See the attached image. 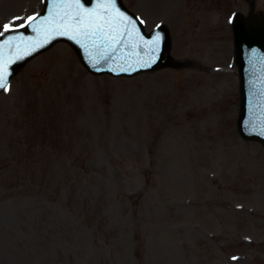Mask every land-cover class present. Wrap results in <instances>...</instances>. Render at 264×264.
I'll list each match as a JSON object with an SVG mask.
<instances>
[{
  "label": "rangeland",
  "instance_id": "obj_1",
  "mask_svg": "<svg viewBox=\"0 0 264 264\" xmlns=\"http://www.w3.org/2000/svg\"><path fill=\"white\" fill-rule=\"evenodd\" d=\"M42 1L0 0V32ZM122 1L166 25L169 67L94 76L57 43L0 94V264H264V148L229 70L251 0Z\"/></svg>",
  "mask_w": 264,
  "mask_h": 264
},
{
  "label": "snow or ice",
  "instance_id": "obj_2",
  "mask_svg": "<svg viewBox=\"0 0 264 264\" xmlns=\"http://www.w3.org/2000/svg\"><path fill=\"white\" fill-rule=\"evenodd\" d=\"M53 3L57 6L55 19L45 18L42 27L50 25L52 27L44 28L46 32L54 31L59 35H67L69 39L78 40L84 47L89 48L93 66L114 59V54L118 51L117 46L124 43L126 36L132 34L128 28L129 18L116 6L117 0H98L97 9L85 8L81 0H53ZM19 19L21 18H15V20ZM35 20V16L28 17L27 25L22 26H31L32 21ZM15 30L11 24H5L0 36ZM161 39L160 33H157L152 40L146 42L148 48L144 55L148 57L149 64L157 58ZM132 47L136 49L141 46L132 45ZM132 54L141 55L138 51ZM255 57L256 53L253 51L250 59L254 60ZM141 64L143 66V61ZM122 70L127 69L122 68ZM8 84V64L3 56V45H0V90L8 91ZM248 128L251 132L264 136V103H261L258 108L254 107L248 121ZM235 259L237 258L233 257V260Z\"/></svg>",
  "mask_w": 264,
  "mask_h": 264
},
{
  "label": "water",
  "instance_id": "obj_3",
  "mask_svg": "<svg viewBox=\"0 0 264 264\" xmlns=\"http://www.w3.org/2000/svg\"><path fill=\"white\" fill-rule=\"evenodd\" d=\"M95 1L96 0H81V3L83 5L85 4L86 8L90 9ZM117 6L125 14L133 18L126 12L119 0H117ZM232 31L234 35L235 63L238 69L240 95V112L237 119V129L239 135L243 139L258 141L264 147V136L251 132L248 128V121L254 107L258 108L261 103H264V62H262V58H264V18L262 15L258 14L251 15L250 18L245 19L242 15L237 14L232 24ZM156 33H160L162 43L160 45L159 60L155 65L150 67L153 70L167 66L169 61V36L167 29L161 27L154 31L152 35ZM152 35H150L151 37L149 36L150 38L147 39L148 41L152 40ZM7 36H19L21 38L31 37L29 33L19 30L1 37L0 42ZM52 42L54 43L55 40ZM52 42L37 51L31 50L22 53L20 57L8 67L10 76H13L35 55L48 49L53 44ZM77 51L80 52L81 50L78 49ZM253 51L256 53L254 60L250 59ZM89 71L102 73L106 70L89 68ZM245 114L247 116H244Z\"/></svg>",
  "mask_w": 264,
  "mask_h": 264
},
{
  "label": "bare ground",
  "instance_id": "obj_4",
  "mask_svg": "<svg viewBox=\"0 0 264 264\" xmlns=\"http://www.w3.org/2000/svg\"><path fill=\"white\" fill-rule=\"evenodd\" d=\"M154 2H156V1H154ZM183 15V14H182ZM184 15H187V14H184ZM63 51L64 52H67V49L65 48V47H63Z\"/></svg>",
  "mask_w": 264,
  "mask_h": 264
}]
</instances>
